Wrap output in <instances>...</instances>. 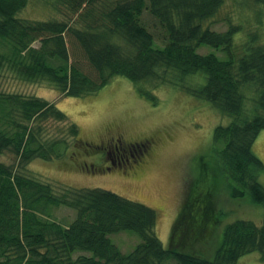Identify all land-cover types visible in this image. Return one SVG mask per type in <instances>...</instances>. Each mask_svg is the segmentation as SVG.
Wrapping results in <instances>:
<instances>
[{
  "label": "trees",
  "instance_id": "obj_1",
  "mask_svg": "<svg viewBox=\"0 0 264 264\" xmlns=\"http://www.w3.org/2000/svg\"><path fill=\"white\" fill-rule=\"evenodd\" d=\"M27 1L0 0V77L10 71L79 97L121 75L153 103L152 90L161 84L208 101L229 117L213 130L214 169L225 171L231 197L248 194L264 206V163L252 150L264 129V40L230 15L224 30L215 29L226 0H54L61 20L18 16ZM235 1L264 7V0ZM201 45L220 55L198 52ZM78 132L54 103L0 87V156L15 155L11 163L0 160V264H237L251 252L264 260V218L226 223L212 259L183 251L217 219L207 196L190 189L183 191L165 248L151 207L107 189L54 186L22 173L34 158L61 156L66 137L75 147L100 151ZM54 206L73 209V219H53ZM121 231L140 237L129 252L109 238Z\"/></svg>",
  "mask_w": 264,
  "mask_h": 264
},
{
  "label": "rangeland",
  "instance_id": "obj_2",
  "mask_svg": "<svg viewBox=\"0 0 264 264\" xmlns=\"http://www.w3.org/2000/svg\"><path fill=\"white\" fill-rule=\"evenodd\" d=\"M53 2L28 0L18 16L34 20L64 19L60 11L54 9ZM225 2L218 17L222 22L215 23L216 30L225 29L223 18L230 15L231 20L244 25L245 31L257 30L260 39L264 40V7L247 6L235 0ZM242 35L244 37L245 33H237L234 39H243ZM157 45L161 44L155 40L154 46ZM197 51L220 55L219 50L209 45H201ZM0 87L54 103L77 125L82 142L98 145L110 142L112 138H121L123 143L154 138L156 144L137 168L131 162L110 167L108 148L88 151L89 147H75L71 137H66L69 147L61 156L34 158L21 171L54 186L103 188L151 207L157 215L156 235L165 248L169 246L171 227L180 210L183 191L187 189L195 196L197 193L199 197L207 196L217 219H213L212 228H202L198 237L182 248L183 251L212 259L226 223L237 218L262 222L264 206L254 202L248 194L231 197L225 171L219 172L213 167V130L219 124H227L229 117L208 101L173 84H161L152 90L157 97V102L153 103L138 92L134 82L121 75L111 77L96 92L79 97L65 96L47 82L20 80L10 71L0 77ZM252 150L264 163V129L257 135ZM205 156L207 158L203 160ZM14 158L12 152L0 156L5 163H11ZM207 160L209 164H206ZM260 180L264 184V173ZM52 211L53 219L61 224L69 223L74 217V210L66 206H54ZM109 238L123 252H129L140 241L134 231L110 234ZM237 264H264V260L258 252H251L240 257Z\"/></svg>",
  "mask_w": 264,
  "mask_h": 264
},
{
  "label": "flooded vegetation",
  "instance_id": "obj_3",
  "mask_svg": "<svg viewBox=\"0 0 264 264\" xmlns=\"http://www.w3.org/2000/svg\"><path fill=\"white\" fill-rule=\"evenodd\" d=\"M155 144L154 138H145L141 141L129 143H123L121 138H112L110 142L100 143L98 146L100 150L109 149L107 155L111 159L110 167H120L131 162L137 168L145 162L147 155L150 154Z\"/></svg>",
  "mask_w": 264,
  "mask_h": 264
}]
</instances>
